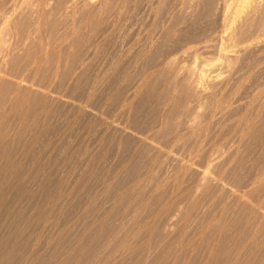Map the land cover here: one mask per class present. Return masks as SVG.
Here are the masks:
<instances>
[{
	"label": "rangeland",
	"instance_id": "obj_1",
	"mask_svg": "<svg viewBox=\"0 0 264 264\" xmlns=\"http://www.w3.org/2000/svg\"><path fill=\"white\" fill-rule=\"evenodd\" d=\"M231 2L0 0V264H264V0Z\"/></svg>",
	"mask_w": 264,
	"mask_h": 264
},
{
	"label": "bare ground",
	"instance_id": "obj_2",
	"mask_svg": "<svg viewBox=\"0 0 264 264\" xmlns=\"http://www.w3.org/2000/svg\"><path fill=\"white\" fill-rule=\"evenodd\" d=\"M249 3H250V0H232V2L228 6V10L234 9V7L237 6L235 14H237V15H241V14H244V13L246 14V12H245L246 10L245 9L248 7ZM234 17H235V15H234ZM234 21H236V18H234ZM230 41L233 42L234 38H231ZM236 52L237 51L235 50L234 46L232 47L228 43L224 44L223 47L219 51L220 58L224 59L228 55L235 54ZM220 58H218V60H216V61L206 62L201 67H199L198 74H199V77H200L201 81H205V80L208 79L209 72H211L219 64V62H221V61H219Z\"/></svg>",
	"mask_w": 264,
	"mask_h": 264
}]
</instances>
